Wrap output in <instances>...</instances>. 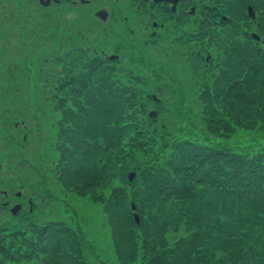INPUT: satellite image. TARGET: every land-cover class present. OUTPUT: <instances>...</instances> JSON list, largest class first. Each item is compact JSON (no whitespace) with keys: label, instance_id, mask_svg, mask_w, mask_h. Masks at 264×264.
Wrapping results in <instances>:
<instances>
[{"label":"trees","instance_id":"obj_1","mask_svg":"<svg viewBox=\"0 0 264 264\" xmlns=\"http://www.w3.org/2000/svg\"><path fill=\"white\" fill-rule=\"evenodd\" d=\"M247 2L259 14L256 24L264 41V0L238 1L236 19H251ZM227 21L233 26V20ZM26 32L21 29L17 34L21 52L27 48ZM243 33L245 41L233 38L225 57L212 56L208 63L204 60L205 68L195 71L199 89L191 103L204 106L205 124L201 134L195 133L197 138L185 125L177 130L184 136H176L169 125L160 126L147 115L151 101L161 105V92L171 89L173 82L169 74L154 69L152 61L143 62L141 69L136 66L139 71L122 68L114 64L120 59L101 61L80 47L79 55L65 67L69 75L55 86L56 105L49 106L44 95L50 111L60 108L69 114L56 124V117L50 116L51 127L66 130L64 138L50 143L59 158L56 178L65 191L75 190L81 197L89 194L103 204L121 264H264V146L255 153L231 150L205 134L220 138L238 128L264 130V48L248 31ZM13 58L0 55V80L8 77V66L13 70ZM40 75L44 77L43 72ZM158 80H167V86L156 92ZM131 83L137 84L135 96L128 87ZM148 85L159 102L145 96ZM64 87L69 90L66 94ZM6 92H1L3 101ZM88 105L92 109L86 112ZM183 106L187 107L185 102ZM16 112L12 119H24ZM37 112L34 109L33 114ZM88 114L90 123L85 121ZM33 118L27 120L26 139L8 133L12 127L0 120L14 153L25 161V146L36 137ZM41 140L46 141L36 139L44 145ZM44 156L42 152L39 160ZM131 170L136 176L129 185ZM117 179L121 185H114ZM0 211H10L4 201ZM89 250L93 251L90 241L64 221L34 222L15 230L0 224V264H91L88 255L94 252Z\"/></svg>","mask_w":264,"mask_h":264},{"label":"rangeland","instance_id":"obj_2","mask_svg":"<svg viewBox=\"0 0 264 264\" xmlns=\"http://www.w3.org/2000/svg\"><path fill=\"white\" fill-rule=\"evenodd\" d=\"M238 1L223 0L224 6L226 5L230 12H235L236 18H238L237 9L239 10L236 6ZM9 4L16 7L17 13L26 14L27 10L25 7H28V0L0 1V6H9ZM247 4L251 5L250 2H247L246 5ZM42 12L47 13L48 16L54 17L56 21L63 16L62 11L57 8H47L42 10ZM255 13V20L250 19L243 22L240 19H234V23L237 25L234 26L235 24H233L232 26L230 24V26H225V36L215 35V37H213L219 45L221 44V47L217 48L215 46L212 49L211 54L214 60L217 55L225 57V52H229V44L233 38L238 41H245L243 32L248 31V35H250L249 32L252 30L260 35L256 24L259 14L256 10ZM45 18L46 15L39 20L34 30L37 36L26 42L27 48L25 50L23 49L21 52V48L16 44L17 48H15L14 53L16 57L13 58L12 62L14 63L11 64V67L14 66V68L12 70V68L8 66L5 70L8 77L0 80V88L7 89V97L12 102L16 103L9 107L0 97V120H2V114H4L5 109L14 111V115L16 116V110H19V102H23L24 107L28 109V120L34 117L32 124L36 132V137H33V142H30L29 139L25 146L28 152V161H25L23 157L20 159L19 155L14 153L10 146L9 135L0 129V201H4L5 204L9 206V209L17 203L22 204L20 211L16 215L12 214L11 211H0V224L8 227L10 230H15L23 229L34 222L46 220L64 221L76 230L81 231L84 237L90 241L93 251H89L94 252L92 255H88L93 258L90 260L91 264H121L115 253L112 232L107 223L103 204L99 201H94L89 194L85 197H81L75 190L68 189L69 191H65L61 180L56 178V174L58 175L56 166L59 158L56 150H53V146L50 145V143L51 140L57 142L61 138H64L66 136V130L63 127L60 128V126L57 127L55 125L57 128L55 132V126L51 127L53 125L51 124L52 120L50 116L53 115L56 117L54 122V124H56L58 119H64L69 114H65L64 112L62 114L60 108H58V110L55 109V111L51 109L52 111H50L46 102L52 107L56 105L54 101L58 98L54 97L57 92L55 86L58 88L59 82L64 81L66 75H69L65 67L71 60L79 55V52H74L71 48H68L66 51L67 48H63L62 53L59 54L61 44L58 39V31H56V28H52L51 31H40L41 28L45 29L47 27L48 22H52V20L49 19L44 21ZM231 26L235 30L233 35L230 32ZM220 36H222L223 42H218ZM76 43L83 42L79 41ZM258 44L264 48V41L262 39ZM151 48L153 49V47ZM166 48L170 51V56L167 60L165 59L160 69L166 73V75L169 74V78L173 80V82L170 83L171 89L169 88L161 92V105H154L155 103L151 101L148 105V110L151 111L156 109L159 111V107H161L160 110L162 113L159 118L158 115L155 118V120H157L156 123L160 126L169 125L176 136H184V133L177 131L182 125L187 126L194 136L196 132L201 134V127H205V124H202L201 120L203 119L202 110L204 106L200 105L198 102L192 104L191 99L197 96L196 93H198L199 89V87L197 88V75L195 71H198L197 68L200 67L202 69L205 68L204 59L201 60L200 58L194 57L195 49L198 48L194 44L186 46L170 44ZM191 51L192 53H190ZM64 54L65 56L63 58L59 57ZM86 54L90 55L88 52ZM122 54L123 57L118 62H114L115 66L136 70H138L136 66H139L141 69L143 62H151L153 55L151 49L148 48H142L138 53H134L135 57L130 51L125 49L122 51ZM189 54L194 55L191 57ZM18 59H20L19 62H17ZM137 59H140L142 62L139 63ZM83 63L85 66L86 63ZM84 66L80 67L81 72ZM144 66H146V63ZM144 69L145 68L142 70ZM42 72L44 77L40 75ZM78 73L79 71L77 72V76L81 74L78 75ZM40 78L43 80L40 81ZM165 78L167 79L168 77ZM210 81L211 79H209V82ZM157 85L166 87L167 80H158ZM147 87L153 88L150 85ZM179 88L181 92H178L177 89ZM62 92L65 94L68 93V87H64ZM44 95L46 97V102L44 100ZM184 102L187 107L183 106ZM155 106H158V108H155ZM34 109L38 110L40 113L41 116L39 118L37 116L38 112L33 114ZM41 109L43 111H41ZM91 109V106L88 105L84 108V111L87 112ZM158 114H160V112H158ZM141 118L146 121L144 115H142ZM85 121L90 123L91 118L89 114L86 116ZM1 123L0 121V125ZM205 134L210 140H213L211 142L228 146L231 150L235 148L240 151L247 150L250 153H255L260 147L264 146V130H246L238 128L231 135L220 138L212 136L209 132ZM37 138H45L46 141L41 140L44 142V145L38 144L40 142L36 141ZM189 139H191V137ZM15 140L17 141L16 138ZM44 146L45 148L43 149ZM9 148H11V150ZM3 150L4 152H2ZM42 152L46 155V158L44 156V159L42 158L39 160ZM59 155L61 159L65 157L62 151L59 152ZM60 170L63 171L64 167L60 168ZM133 181H128L129 185H131ZM19 182L23 183L24 188L19 187L21 186ZM115 184L117 186L121 185L118 179L115 180L114 185ZM3 190L6 191L7 195H3ZM168 239L172 241L171 236H169Z\"/></svg>","mask_w":264,"mask_h":264},{"label":"flooded vegetation","instance_id":"obj_3","mask_svg":"<svg viewBox=\"0 0 264 264\" xmlns=\"http://www.w3.org/2000/svg\"><path fill=\"white\" fill-rule=\"evenodd\" d=\"M47 8H57L63 16L57 22L54 17L42 12ZM25 9L26 14H21L16 12L13 5L0 6V55L6 59L13 58L20 29L27 31L24 37L30 41L37 36L34 30L39 20L46 15L44 21L49 19L52 22H48L47 27L40 31L56 28L61 44L59 54L63 48H67L66 51L71 48L76 52L81 47L84 53L93 54L101 61H116L123 57L124 49L135 57L142 48H148L153 54V68L158 71L170 56L166 48L170 44H194L198 47L194 57L208 63L213 56L212 49L221 47L213 37L225 36V26L231 24L227 20L236 19L235 12H230L223 0H28ZM253 33L256 31L250 30V36ZM222 36L218 42H223ZM79 41L83 43H76ZM110 56L118 57L110 59ZM135 85L132 83L128 87L135 88ZM161 87L156 86V92ZM151 89H144L145 96L154 94ZM4 90L0 88V95ZM7 94L8 90L3 102L9 107L15 105ZM18 107L19 115L24 119H12L15 112L5 109L2 121L12 127L8 133L26 139L29 131L28 109L21 104Z\"/></svg>","mask_w":264,"mask_h":264},{"label":"water","instance_id":"obj_4","mask_svg":"<svg viewBox=\"0 0 264 264\" xmlns=\"http://www.w3.org/2000/svg\"><path fill=\"white\" fill-rule=\"evenodd\" d=\"M247 13H248V15H249L253 20H255L256 13H255V11H254V9H253V7H252L251 5H248V6H247ZM252 37H253L254 39H256V40H259V39H260V37H259L257 34H255V33L252 34ZM115 57H118V56H110L109 58H110V59H114ZM130 91H131L132 94L134 95L133 87H132V86H130ZM152 98H153V100H155V101H158V100H159V99L157 98L156 95H152ZM157 115H158V111H157V110H151V111L148 112V116H150V117H152V118H156ZM135 176H136V171H131V172H129V173L127 174L128 181H129V182H132ZM19 195H20V193H19ZM21 207H22L21 204H16V205H14V206L11 208V212H12L13 214L16 215V214L19 212V210L21 209ZM131 208H132V210L135 212L136 205H135L134 202L131 203ZM134 218H135V221H136L137 223L140 222V217H139V214H138V213H136V212L134 213Z\"/></svg>","mask_w":264,"mask_h":264}]
</instances>
